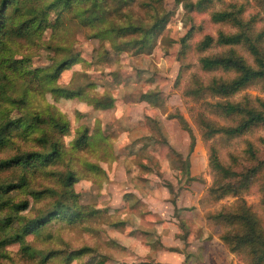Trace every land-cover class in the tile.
<instances>
[{
  "label": "rangeland",
  "instance_id": "rangeland-1",
  "mask_svg": "<svg viewBox=\"0 0 264 264\" xmlns=\"http://www.w3.org/2000/svg\"><path fill=\"white\" fill-rule=\"evenodd\" d=\"M158 1L159 12H166L168 18L148 53L137 52L135 47L111 49L108 40L90 36L88 27L79 24L72 13L66 14L64 26L60 22L54 32L46 28L31 40H4L9 46L8 57L25 59L21 65L26 71H7L0 94V122L33 112L46 120L39 129L26 134L18 129L10 131L9 140L0 147V158L23 151H46L51 140L60 149L58 159L46 165L0 169V182L25 177L23 186L8 192L9 201L27 199L24 209H0V217L10 213L12 218L5 232L9 234L30 217L52 211L58 206L56 201L63 205L60 213L62 209L64 212L25 233L23 241L1 245L0 264H182L184 254L198 245L196 238L205 231L203 210L231 207L237 200V196L225 195L204 202L205 208L198 207V197L213 180L207 166L209 144L238 172L261 161L249 186L238 196L264 225V126H252L226 140L216 135L204 141L194 122L198 112H205L204 101L181 94L191 81H206L211 75L231 76V72L204 71L198 66L199 56L224 52L229 46L213 43L199 50L194 46L196 40L205 33L215 36L218 30H234L228 21H212L210 13L239 6L241 19L251 16L254 30H259L264 28V0H211L201 6L196 0ZM137 8L131 6V18L139 17ZM231 48L252 62L243 45ZM71 54L78 59L62 69L53 84L79 90L80 94L55 95L38 82L43 74L30 76L33 68L51 66ZM150 91L159 92L158 105L139 98ZM4 95L23 97V101L12 103ZM242 95L264 99V90L255 82L230 97L239 99ZM103 96L112 98V104L94 107L92 99ZM174 114L183 117L194 135L189 152L188 133ZM48 115L65 121V128H53ZM207 115L218 123L231 122ZM41 134L46 141L38 139ZM246 141L251 142L254 156L244 150ZM186 154L192 179L177 172ZM66 170L74 175L69 185L63 182ZM43 188L47 190L41 194L31 192ZM192 205L194 208H183ZM92 208L97 210L90 213ZM67 210H81V219L69 222ZM179 217L190 221L185 240L177 237ZM217 231L213 228L209 234ZM22 243L37 253L29 257L21 250ZM72 251L77 253L72 256ZM235 258L232 256V264H249L240 254Z\"/></svg>",
  "mask_w": 264,
  "mask_h": 264
},
{
  "label": "trees",
  "instance_id": "trees-1",
  "mask_svg": "<svg viewBox=\"0 0 264 264\" xmlns=\"http://www.w3.org/2000/svg\"><path fill=\"white\" fill-rule=\"evenodd\" d=\"M210 1L196 0L195 3L197 6H201ZM158 2V0H0V94L4 92L3 79H6L7 71L18 74L26 71L24 64L21 65V62L25 59L8 57L10 55L6 52V49H9V46L5 45L4 40L16 38L31 40L38 37L40 32L46 28L54 32L60 22L64 26L66 14L72 13L75 18H78L79 24L88 27L90 36L108 40L111 49L119 51L135 47L137 52L148 53L154 46L157 36L168 18L166 12H159ZM134 4L138 7L136 15L139 17L131 18L128 11ZM8 5L13 11L7 12ZM240 13L239 6L212 11L210 13L212 21H228L234 26V30L230 32L218 30L215 36L205 33L194 44L199 50H204L213 43L229 46L224 52L199 56L198 66L204 71L221 69L224 72H231V76L211 75L206 81H191L181 91L183 96H188L196 101H204L202 102L203 108L207 114L219 116L226 120L230 119L231 121L230 123H218L204 111L198 112L194 116V122L199 129L200 138L204 141L216 135L226 140L242 134L252 126H264L263 98L259 96L249 97L248 95H242L239 99L230 97L255 82L259 83L264 90V28L254 30L251 16L243 20ZM144 18L147 19L142 21ZM234 44H241L245 47L251 57V63H248L242 55L232 50L231 45ZM77 59L76 54L68 55L51 66L33 68L30 76L35 78L37 74H43L38 82L43 84V88L48 89L55 95L63 97L76 96L80 94L79 90L54 85L53 81L62 69L68 67ZM4 96L12 103L23 101V97ZM139 98L152 105H158L161 101L157 91L141 93ZM92 103L96 108H105L112 104V98L96 97L92 99ZM172 116L177 118L180 126L188 133L189 152L194 144V135L180 114ZM50 118L52 119V117ZM51 119L49 122L53 128L55 127L59 131L65 128V121L58 118ZM44 120L46 119L42 115L33 112L0 122V147L9 140L10 131L18 129L26 134L39 129L40 123ZM38 139L41 141L47 140L43 134ZM245 144L244 150L249 156H254L255 152L251 142L246 141ZM59 153L58 143L51 140L46 151H23L0 158V169L27 164L46 165L55 160ZM182 161L180 159V167H177V172L184 173L185 178L192 179L193 176L189 174L187 154L184 162ZM259 162L261 161L245 168L242 172H238L229 163L223 162L219 158L215 147L209 144L207 148V166L213 172V180L197 200L199 207L205 208L203 203L206 201H214L225 195L237 196V200L231 207L221 205L214 210L205 208L202 215L209 230L218 229L215 235L224 247L236 256L240 254L244 258V262L249 264H264V225L255 211L238 195L249 186L251 177L260 164ZM178 179L179 177H177ZM73 180V172L66 170L63 176L64 184L69 185ZM235 180H237V183L233 187ZM24 181L25 177L18 175L15 181L0 182V209L7 206L9 210L17 211L27 206V199L10 202L9 195H7L12 188L23 186ZM45 189H31V192L38 195ZM261 196L264 201L263 190ZM55 205L58 206L52 211L26 219L9 234H6L5 228L12 221L10 213L0 217V235L2 234L0 236V246L11 241H23L25 233L37 229L51 216L62 215L64 210L62 209V213L59 210V207L63 206L62 203L56 201ZM183 208H194V206ZM95 210L97 209L92 208L89 212L94 213ZM81 213V210L71 212L67 210V220L75 222L81 219ZM188 226L189 221L186 218H180L177 229L178 236L185 237L188 233ZM21 250L29 257L37 253V250L23 243ZM77 251H72V256ZM43 258L44 256H41V260ZM188 259L189 253H185L182 264H190Z\"/></svg>",
  "mask_w": 264,
  "mask_h": 264
},
{
  "label": "crops",
  "instance_id": "crops-1",
  "mask_svg": "<svg viewBox=\"0 0 264 264\" xmlns=\"http://www.w3.org/2000/svg\"><path fill=\"white\" fill-rule=\"evenodd\" d=\"M180 218L183 217H179V219ZM202 228L205 229V231H202L201 234H198V238H196L199 242L198 245H196L195 248L187 251V253H189L188 260L190 264H232V256L235 258V255L229 252L214 234H209V229L205 225V223L202 224ZM189 229L190 221L188 226V233ZM188 233L183 238H181L180 236L177 237L181 240H185ZM209 236L212 237L209 238ZM183 259L184 257L182 258V261Z\"/></svg>",
  "mask_w": 264,
  "mask_h": 264
}]
</instances>
